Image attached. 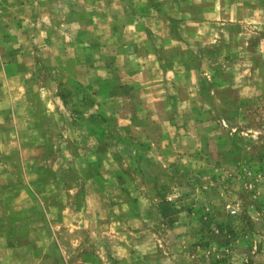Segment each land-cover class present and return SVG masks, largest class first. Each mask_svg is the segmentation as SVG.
Here are the masks:
<instances>
[{"label": "rangeland", "instance_id": "1", "mask_svg": "<svg viewBox=\"0 0 264 264\" xmlns=\"http://www.w3.org/2000/svg\"><path fill=\"white\" fill-rule=\"evenodd\" d=\"M15 1L0 264H264V0Z\"/></svg>", "mask_w": 264, "mask_h": 264}, {"label": "crops", "instance_id": "2", "mask_svg": "<svg viewBox=\"0 0 264 264\" xmlns=\"http://www.w3.org/2000/svg\"><path fill=\"white\" fill-rule=\"evenodd\" d=\"M13 1H15V0H13ZM53 1L54 0H51V2H53ZM2 4H3V2H2ZM15 4H17L19 6L21 5L22 9H24L26 6H30V7L33 6V4L30 2V0H16ZM38 5H39V3H38ZM30 7L28 10H30ZM64 11H66V6H64ZM20 22L22 23L23 21H20ZM15 25H17V24H11L10 27H14ZM17 26H19V25H17ZM4 27L6 28V26H4ZM1 52H3V50H0V56H1ZM6 60L7 59L2 60V58H0V63H1L0 64V76L6 77L5 78V80H6V79H11V78L17 77L18 75H23V72L19 71V70H15L12 73L8 72V74H7V68L4 67L5 64L8 65V62H5ZM3 137L5 140L9 139L8 135L7 136L4 135ZM0 141H1V137H0ZM0 144H1V142H0ZM0 152L4 153L5 151L0 149ZM2 153H0V154H2Z\"/></svg>", "mask_w": 264, "mask_h": 264}]
</instances>
